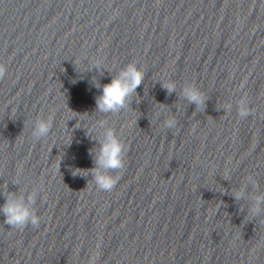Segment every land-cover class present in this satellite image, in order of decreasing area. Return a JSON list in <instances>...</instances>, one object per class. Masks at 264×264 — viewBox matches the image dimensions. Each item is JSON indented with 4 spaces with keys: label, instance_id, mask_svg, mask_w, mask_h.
<instances>
[{
    "label": "clouds",
    "instance_id": "obj_1",
    "mask_svg": "<svg viewBox=\"0 0 264 264\" xmlns=\"http://www.w3.org/2000/svg\"><path fill=\"white\" fill-rule=\"evenodd\" d=\"M4 69L0 66V76L3 75ZM144 78V73L135 64L129 63L119 75L113 77L109 83L102 87V93L96 98V108L100 112L115 113L126 107L129 98L136 89L141 85ZM99 86V85H97ZM169 93L174 90V84L165 83L163 85ZM187 99L197 104H203V97L199 90L195 87H189L184 90ZM250 114V109L242 105L240 107V117H245ZM53 118L50 116L47 120L41 119L38 121L35 129V135L45 136L49 133L52 127ZM171 127L174 121L167 122ZM124 145L115 135L114 131L109 129L106 133L105 141L101 144L99 155L96 158V164L105 169H120L124 167L123 160ZM80 172L79 169L74 172ZM95 172V181L98 187L104 191H111L115 188L118 178L101 173L98 170ZM34 199V194L28 197L29 201ZM0 211L5 216V223L19 229H23L29 224L38 227L39 217L30 209L28 204L24 202L23 197L13 198L8 195L4 205L0 207Z\"/></svg>",
    "mask_w": 264,
    "mask_h": 264
}]
</instances>
